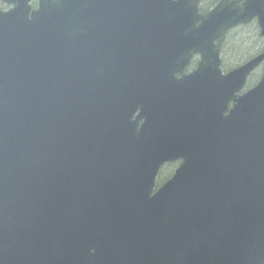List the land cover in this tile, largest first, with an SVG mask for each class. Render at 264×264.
<instances>
[{"label":"water","instance_id":"obj_1","mask_svg":"<svg viewBox=\"0 0 264 264\" xmlns=\"http://www.w3.org/2000/svg\"><path fill=\"white\" fill-rule=\"evenodd\" d=\"M4 1L0 264H26L25 245L49 243L57 220L126 246L114 264H264V67L238 94L264 50L226 72L219 53L253 19L264 37V0L205 13L199 0ZM195 52L181 79L192 90L135 92L144 75L169 83Z\"/></svg>","mask_w":264,"mask_h":264},{"label":"flooded vegetation","instance_id":"obj_2","mask_svg":"<svg viewBox=\"0 0 264 264\" xmlns=\"http://www.w3.org/2000/svg\"><path fill=\"white\" fill-rule=\"evenodd\" d=\"M36 1L37 0L33 1L32 3L33 6L36 5ZM201 4H202V1L200 0V5ZM0 8L3 10H6L9 8V6L6 5L4 0H0ZM252 22L256 23V20L254 19L250 21L249 23H252ZM249 23L245 25H248ZM245 25H238L235 28L239 26H245ZM225 42H226V39L223 42V44ZM222 46H221V51H222ZM253 56H251V58ZM251 58H247L241 61V63H238L233 68L239 66L240 64L246 62L247 60ZM199 59H200V55L197 52L191 53L182 71L176 72L171 77H167L168 79H170L169 83H164L160 81L157 82L156 81L157 79L161 80L164 78L158 77L155 75H151V76L144 75L142 77H138V78H142L144 81H147V83L143 82V83H139L138 85H135V92L137 94H146L149 96H164L165 93L171 94L172 90L175 92L182 91L186 88H189L192 90V88H194V84L192 82L184 83L182 82L181 79H183L184 76H187L196 70L198 63H199ZM256 69L248 76L245 84L243 85L242 89L238 92V94H241L247 91L257 82L259 78L255 82L252 83V79H254L255 77L254 75H255ZM171 79H172V82H171ZM201 86L203 87V85ZM98 89L100 90L101 86H99ZM156 93H159V94L155 95ZM230 107H231V102H229L228 104V109ZM137 113L138 111H136L133 118H135ZM141 122H142V119L137 120L138 126L141 124ZM178 135H180V133L178 132L169 133V136L171 137H176ZM183 160H184L183 157H177L173 160H170L164 163L159 168L155 176V179H154V185L151 191L152 193L155 192L160 187H162L166 181L172 178L176 168L180 165V163L183 162ZM184 181L191 182L192 180L190 181L184 180ZM75 231L81 232L82 230L71 227L70 223H67V226H64L60 229L59 223L57 220L55 223L51 225V235H50L49 243L48 242L43 243L42 239L38 241L35 238H32L25 245V257L27 260L26 264H90L91 258L95 256L97 253L101 252V250L103 251L105 255H106V252L109 254V262L111 264H114L116 263L117 259H116V256L112 258L111 255H113L116 252V250L119 248H126V246L114 244L112 242L113 240L107 239L106 237H105L106 243L104 244L92 243L91 235L76 234ZM109 241L111 242L108 243Z\"/></svg>","mask_w":264,"mask_h":264},{"label":"rangeland","instance_id":"obj_3","mask_svg":"<svg viewBox=\"0 0 264 264\" xmlns=\"http://www.w3.org/2000/svg\"><path fill=\"white\" fill-rule=\"evenodd\" d=\"M202 5L203 4H201V6ZM225 43L224 49L226 50V55L224 56V60L227 64V69H230L233 68L237 63L235 60H233L234 58H241V56L245 57L247 52H250L251 50L254 53H257L258 50L260 51L264 47V38L258 36L257 26L255 22H252L248 25L239 26L231 30L227 35ZM262 68L263 65L261 64L258 69H256L254 75L255 77L252 79V83L259 78Z\"/></svg>","mask_w":264,"mask_h":264},{"label":"trees","instance_id":"obj_4","mask_svg":"<svg viewBox=\"0 0 264 264\" xmlns=\"http://www.w3.org/2000/svg\"><path fill=\"white\" fill-rule=\"evenodd\" d=\"M202 1V6H201V10H207V8H209L210 6H212L214 3H216L218 0H201ZM259 36V35H258ZM260 37V36H259ZM224 44H226V43H224ZM223 44V46H222V51H221V56L223 57V60H222V68L225 70V69H227V64L225 63V60H224V56L226 55V50L224 49V47H225V45ZM264 48V47H263ZM262 48V49H263ZM261 49V50H262ZM260 50V51H261ZM259 51V50H258ZM257 51V52H258ZM256 53V52H255ZM252 50L249 52H247V54H246V56L244 57V56H241V58L239 57V58H234L233 60H235L237 63H236V65L239 63V62H241V61H243V60H245L246 58H249L250 56H252L253 54H255ZM226 64V65H225Z\"/></svg>","mask_w":264,"mask_h":264}]
</instances>
